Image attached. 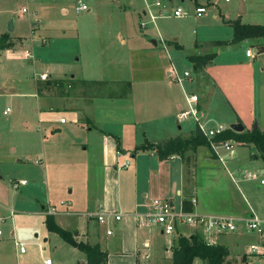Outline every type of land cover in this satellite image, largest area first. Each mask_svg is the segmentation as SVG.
Here are the masks:
<instances>
[{
  "label": "crops",
  "instance_id": "1",
  "mask_svg": "<svg viewBox=\"0 0 264 264\" xmlns=\"http://www.w3.org/2000/svg\"><path fill=\"white\" fill-rule=\"evenodd\" d=\"M153 1L145 0L144 3L136 5L135 0H130L133 8H129L138 15L139 21L143 17L148 20L149 16L145 12L148 8L153 12L158 11ZM162 1L171 6L173 0ZM181 1L186 2L183 6L190 11L198 4L207 7L202 15L193 13L195 16L208 20L206 16L210 12L213 18L222 15L223 19L240 18L241 21L248 9L253 11L259 3L255 0H241V6L240 0H225L229 3L223 11L219 0ZM120 7L125 9L126 4L122 2ZM61 10L65 12L66 7ZM89 10L90 7L85 11ZM169 11L168 9L167 12ZM228 11L234 12V16L226 17ZM161 18L173 17H157L152 21L153 26L141 33L137 41L129 34L117 32L120 43L124 45L123 62H120V69L124 71L121 76L116 75L117 71L107 76L84 71L73 72L64 66L63 61L50 63L51 69L46 67L41 70L40 74L46 73V77L34 76L35 89L32 95L36 105L25 124L37 147L31 149L34 158L29 174H9L14 188L30 184L29 188L36 203L41 205L40 211L44 213V217L46 213H50L49 210L56 208L52 212L54 220L72 231L74 238L78 241L98 242L101 249L108 254L107 264H171V250L176 233L162 234L159 227L142 224L136 216L146 213L149 201L155 197L170 198L177 208L183 207L184 198H195L197 202L194 209L198 212L245 215L253 210L264 216L262 197L253 195L252 200L248 201L234 187L238 184L235 172L241 170L235 156L222 161L204 144H199L195 150H188L184 155L174 154L163 159L154 150H134L135 145L145 139L158 140L179 133L190 134L187 129L183 131V122L186 119H179L177 115L186 98L185 83L177 82L172 71L181 72L177 63L180 50L184 48L182 41H179L181 33L175 36L167 31L159 23ZM232 34L233 27L231 36ZM168 35L172 36L174 44ZM21 38L24 43V36ZM263 38H246L243 42L259 44L264 42ZM44 42L47 43L46 37ZM171 44L176 51L171 50ZM194 44L198 49L196 53L202 54V41L197 36ZM263 50L264 46L261 48ZM32 53L29 52L28 56ZM80 58L81 55L74 57L76 61ZM211 61L200 70L198 79L191 72L189 79L194 86L191 91L198 94V105L206 106L209 112L211 106L207 104L208 89L203 78L214 79L209 70ZM201 76L203 78L200 79ZM213 82L217 84L216 81ZM112 83L125 85L124 92L108 94L96 90L97 86L104 87ZM228 100L232 104L228 123L204 112L207 125H230L231 122L239 121V117L244 129L248 128L244 114L230 98ZM61 117L65 120L62 121ZM260 130L264 131L263 128ZM27 143L30 144L29 140ZM125 160L128 164L121 166ZM12 163L18 169H22L24 165L21 159ZM260 171L264 172V166L260 167ZM3 177L0 175L1 179ZM19 180L25 182L19 183ZM100 207L107 211L121 212L122 216L108 224L87 216V212ZM15 212V208H11L10 215L13 216ZM187 227L186 233L181 228L179 231L184 234L197 231L189 225L183 226V229ZM108 228L113 230L112 234L106 232ZM11 233L14 236V230ZM53 233L56 232L48 229L49 236ZM220 235L221 233L214 235L211 242L226 245L219 239ZM13 238L15 240V236ZM55 239L53 246L57 250L56 257L50 254L45 256L53 259L51 264H65L68 257L70 259L71 255L82 252L60 236ZM31 242L36 243L35 240ZM144 253H149V257L145 258ZM227 259L231 264V253ZM69 262L73 263L71 260ZM80 262L85 264L86 258ZM40 264L47 263L43 259Z\"/></svg>",
  "mask_w": 264,
  "mask_h": 264
},
{
  "label": "rangeland",
  "instance_id": "2",
  "mask_svg": "<svg viewBox=\"0 0 264 264\" xmlns=\"http://www.w3.org/2000/svg\"><path fill=\"white\" fill-rule=\"evenodd\" d=\"M77 1L0 0V36L8 33L13 41L12 47L0 51V175L4 176L0 178V216H3L0 218V264H17L18 260L28 264H40L47 254L56 257L57 253L53 244L59 235L53 233L49 236L43 222L44 213L40 211L41 205L36 203L29 188L30 184L14 188L9 178V174L18 176L29 174L34 158L31 149L37 147L25 124V120L30 119L32 109L36 105L35 97L32 95L35 89L34 76H40L41 70L46 67L51 69L50 63L62 61L65 62L64 66L72 69L73 72L84 71V73L107 76L117 71L116 75L121 76L124 71L120 69L124 45L120 43L117 32L129 34L134 41H137L141 33L153 26L152 21L140 26V18L130 10L133 8L129 3L130 0H118V3L116 0H84L90 7L89 11H77L75 9ZM120 1L126 4L125 9L120 7L122 3ZM238 1L234 0V2ZM255 1L259 3L253 11L248 9L249 11L242 16V21L263 24L264 0ZM144 2L145 0H135L136 5ZM228 3L229 1L219 0L223 11ZM176 4L186 5V2L173 0L170 5ZM23 6L27 7V11H22ZM62 7H66L65 12H62ZM168 9L170 10V7ZM233 14L235 13L228 11L226 17L234 16ZM171 16L174 18L172 12ZM11 17L15 18L13 34L6 28ZM206 17L208 20L205 17L195 16L191 11L183 18L179 16L177 19H160V25L167 31L175 36L181 33L179 41H182L184 48L180 50L177 59L179 70L182 72L186 68L195 74L197 79L199 78L200 70L204 66L194 68V63L186 57L187 54L198 51L197 45H193L197 36L203 45L200 51L215 52L209 66L214 79L200 77L206 81L207 104H210L211 110L209 112L206 106L199 104L200 110L228 123V117L232 114V104L228 100L230 98L244 114L249 129L253 128L255 123L259 129H264V50L261 51L264 44L253 42L247 44L243 41L217 43L218 40L227 41L232 37L231 27L222 15L213 18L209 12ZM17 34L24 36V43ZM156 36L158 37V34ZM45 37L47 43L44 42ZM167 37L174 44L171 40L172 36ZM173 44L171 50L176 51ZM29 52H33L30 57ZM75 55H81L79 61L74 59ZM211 81H216L217 84ZM184 83L185 91L194 90L190 80L184 79ZM125 88V85L112 83L109 86H97L96 90L114 94L124 92ZM6 105H10L11 110L3 114ZM183 105H186V98ZM185 119L183 131L187 129L190 133L196 127L194 118L189 116ZM234 148L236 150L234 158L241 168L239 172H235L238 184L234 187L248 201L252 200L253 195H257L262 197L261 200L264 202V184L260 182V179L264 178V172L260 171V167L264 166V159L260 151L252 142L242 144L238 141ZM18 159L24 162L22 169H18L12 163H17ZM249 171L255 172L256 176L246 178V173ZM39 196L42 197L40 194ZM11 208L16 210L13 216L10 215ZM183 226L186 225L180 226L181 231L186 233L188 227L183 229ZM11 230H14L15 240L25 244V253L18 252ZM200 232L204 235L203 231ZM219 239L228 246L231 264H264V253L248 251L251 242L261 241L259 234L240 230L221 233ZM33 240L36 243L31 242ZM65 256L68 257L67 254ZM71 256L70 259L67 258L65 264H70L69 260L71 263L81 264V259L86 258L82 252ZM85 264H88L87 261ZM194 264H206V262L202 258H197Z\"/></svg>",
  "mask_w": 264,
  "mask_h": 264
},
{
  "label": "built area",
  "instance_id": "3",
  "mask_svg": "<svg viewBox=\"0 0 264 264\" xmlns=\"http://www.w3.org/2000/svg\"><path fill=\"white\" fill-rule=\"evenodd\" d=\"M153 4L158 8L157 12H153L149 8L147 9L146 14H148V20L143 19L140 22V26H145L148 21H154L159 16L174 15L177 16H187L191 11L181 5L176 4L175 6H167L162 0H154ZM168 7H170V13L167 12ZM75 9L88 10L89 6L83 1L78 0L75 4ZM207 7L203 4H198L193 6V13L196 15H202L206 12ZM22 11H27V7L23 6ZM173 71V77L177 82L184 84V79H190V71L183 70L182 72ZM41 77H46V73H41ZM186 105H180L179 111L177 113L179 119H184L189 116L194 118L196 126H198L201 131L204 132L207 139H209V147L213 152L216 153L218 158L222 161L232 158L236 154L234 148L235 143L238 141L231 138H220L216 139L215 136L224 130L230 128L229 125L218 123L214 126H208L206 123L205 114L200 110L198 105V94L192 91H185ZM10 110V106L6 105L3 113L6 114ZM61 120L64 121L65 118L61 117ZM231 129V128H230ZM128 164V161L125 160L121 163V166ZM255 172H247L246 178L255 177ZM25 180H19V183H24ZM260 182L264 184V178L260 179ZM17 185V183H14ZM193 208L191 210H186L184 207L177 208L174 201L170 198H153L149 202V209L144 214H136L139 222L149 226H157L160 228L162 234H171L176 233L180 230L182 224H186L192 227H195L198 231H203L206 235L208 241H213L210 237L218 233H229L234 231L244 230L246 232H254L261 236V241L259 243L251 242L249 245L248 251L250 253L262 254L264 253V216H261L255 213L253 210L250 213L245 215H226V214H213V213H204L201 211H196L194 206L197 202L195 198H191ZM56 208H52L50 213L55 212ZM88 217H93L98 220L100 223L108 224L114 220L121 218L122 213L117 211H107L104 208L100 207L95 211H90L86 213ZM1 232V230H0ZM108 234H112L113 230L108 228L106 230ZM16 245L18 246L19 253H25L26 248L23 242L15 240ZM149 253H144V257L148 258ZM53 259L48 256L44 258V263L51 264ZM17 264H28L22 260H18Z\"/></svg>",
  "mask_w": 264,
  "mask_h": 264
},
{
  "label": "trees",
  "instance_id": "4",
  "mask_svg": "<svg viewBox=\"0 0 264 264\" xmlns=\"http://www.w3.org/2000/svg\"><path fill=\"white\" fill-rule=\"evenodd\" d=\"M226 22L233 27V34L229 40H218L217 43L227 44L229 42H240L246 38H263L264 23L242 22L240 18H228ZM264 44V42H263ZM13 45V41L9 38L8 33L0 36V51ZM215 55L212 53H195L187 55L188 59L194 63V67L202 68ZM238 120L241 119L238 117ZM233 137L239 142H252L260 151L264 159V131L259 127L237 131L234 129H226L215 136L216 139ZM199 144H204L209 147V139H207L201 129L196 126L190 131L189 135L179 133L175 136L162 137L158 140L145 139L144 142L135 145L134 150H154L160 159L168 158L171 155H184L188 150H195ZM210 148V147H209ZM183 207L186 210L193 208L190 199H183ZM44 222L47 228L56 232L60 237L67 242L77 247L86 255L88 264H107L108 254L102 250L99 243H91L88 241L77 240L74 238L73 232L60 226L55 220L52 213H46ZM176 239L172 246L171 264H194L195 258H202L206 264H229L228 255L230 251L227 245L217 242L208 241L200 230L189 234L176 232Z\"/></svg>",
  "mask_w": 264,
  "mask_h": 264
},
{
  "label": "water",
  "instance_id": "5",
  "mask_svg": "<svg viewBox=\"0 0 264 264\" xmlns=\"http://www.w3.org/2000/svg\"><path fill=\"white\" fill-rule=\"evenodd\" d=\"M240 5L242 6L243 3L240 0ZM7 30L11 31L14 28V17H11L8 22H7ZM257 126V124L255 123L253 128H255ZM230 128L237 130V131H244V125L243 123H241L240 121H235V122H231V124L229 125Z\"/></svg>",
  "mask_w": 264,
  "mask_h": 264
}]
</instances>
